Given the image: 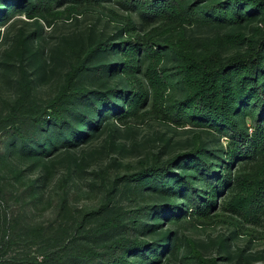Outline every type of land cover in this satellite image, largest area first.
Listing matches in <instances>:
<instances>
[{
    "label": "rangeland",
    "instance_id": "1",
    "mask_svg": "<svg viewBox=\"0 0 264 264\" xmlns=\"http://www.w3.org/2000/svg\"><path fill=\"white\" fill-rule=\"evenodd\" d=\"M186 2L180 4L184 9ZM0 3L6 18L0 24V118L11 112L39 116L72 66L84 58L89 69L76 84L92 97L113 95L111 91L117 88L112 99L121 104L117 92L136 85V80L145 94L144 104L133 115L122 120L112 113L100 116L96 128H85L88 135L76 138L75 146L66 149L58 146L42 152L39 142L43 141L34 137V125L22 127L25 145L16 132L0 130V264H84L74 258L82 250L103 252L102 258L109 260L122 254L124 243L134 240L162 244L164 251L156 264H205L214 258L217 264H264V198L260 196L247 214L237 203L228 204L229 189L238 178L237 196L249 185L239 183L254 172L253 164L237 158L224 167L230 149L226 135L165 117L174 101L185 94L178 82L175 56L165 51L161 67L174 84L159 96L142 74L146 64H140V74L128 78L104 68L122 61L121 52L112 48L85 52L89 45L102 43L101 49L108 47L103 44L138 36L161 44L177 40L198 54L216 50L227 58L244 52L247 37L255 36L258 27L264 29L259 15L227 24L205 20L188 9L179 12L174 3L177 15L146 21L123 4L127 0H61L50 4L45 17L31 19L22 9L30 10L34 0L21 1L20 8L11 4L15 0ZM131 26L134 29L128 34L124 28ZM236 34L245 35V40L232 42ZM63 121L68 130L71 121ZM244 124L250 134L249 118ZM51 131L56 133L55 126ZM37 139L35 148H30ZM9 148L14 150L9 153ZM197 148L204 149L213 159L209 162L229 181L205 215L191 211L193 204L181 197L174 199L179 209L175 217L161 213L170 200L151 184L136 188V181L129 180L149 168L154 159L161 164ZM176 167L175 174L182 176L184 169ZM203 184L197 180L194 185L201 189ZM32 189L38 191V198L30 195ZM140 205L148 208L136 225L131 216ZM107 221L114 224L106 227ZM7 235L13 238L2 247ZM137 253H128V261L140 263Z\"/></svg>",
    "mask_w": 264,
    "mask_h": 264
},
{
    "label": "trees",
    "instance_id": "2",
    "mask_svg": "<svg viewBox=\"0 0 264 264\" xmlns=\"http://www.w3.org/2000/svg\"><path fill=\"white\" fill-rule=\"evenodd\" d=\"M15 1L16 3L11 4L19 5L25 0ZM34 1L35 4L30 7V10L22 9L31 19L45 17L44 13L49 11L50 4L61 0ZM67 1L75 3L79 0ZM127 1H129L128 4H123L135 10L138 16L146 21L172 18L177 15L173 6L176 3L179 12L188 9L192 14L199 13L205 20L210 19L213 22L240 24L259 15V21L264 24V0H189L191 2L188 3L187 0ZM183 2L187 3L185 9L180 5ZM4 16L0 3V24L6 22ZM132 29L134 26L124 28L128 34ZM255 32V36L247 37V49L244 52L235 53L227 58H223L216 50H205L198 54L177 40L161 44L159 41L150 42L138 36L103 44L108 47L101 49L102 43H97L94 47L89 45L88 50L85 51L87 55L96 49L112 48L121 52L124 58L122 61L109 64L111 66L104 65V68L110 67L117 74L126 75L128 78L140 74L142 72L140 64H146L142 74L153 92L159 96L174 84L172 76L161 67L166 56L165 51L169 50L175 56L178 60L176 73L178 82L185 90V94L174 101L170 107L171 112L165 113V117L175 123L183 122L196 127H206L226 135L229 138L230 149L225 157L228 161H224V167H229L237 158L246 159L244 162L253 164L254 172L244 176L239 183H249L247 187L242 188L244 192L238 196L234 194L239 178L237 183L229 189L231 198L228 204L232 206L237 203L240 211L246 214L252 212L254 204L258 205L260 196L264 198V29L261 30L258 27ZM244 40L245 35L242 34L232 37V42ZM85 60L86 58L79 59L72 66L64 83L47 102L45 108L39 112V116L27 112L8 113L0 118V130H5L4 134L17 133L20 143L25 145L26 139L22 127L26 124L34 125L36 127L33 132L34 137L42 138L43 142H39L41 143L39 146L45 153L49 148L59 146L66 149L75 146L76 138L80 139L88 135L85 128L89 131L96 128L100 116L104 114L112 113L122 120L133 115L138 107L144 104L145 94L141 88L142 83L140 84L138 80L136 85L131 83L129 89L121 88V91L117 92L118 95L115 97L121 100V104L112 99L117 88L111 91L113 95L97 94L92 97L85 87L77 86V79L89 69ZM20 100L19 98L18 102ZM100 101L108 102L100 107L98 106ZM84 108L87 112L83 111ZM45 116H48L53 123L50 124V120H47ZM65 118L71 121L68 130L64 127ZM246 118H249L251 122L250 134L244 124ZM53 126L56 128L55 134L51 131ZM38 139L29 145L30 148H35ZM7 150L10 153L14 149ZM22 150L23 148L20 149L21 152ZM212 160L204 154V149L197 148L189 153L175 155L161 164L154 159L149 168L137 172L129 180L136 181V188L151 184L160 196L170 200V204H167L165 211L161 213H169L170 216L175 217L179 209L175 206L174 199L181 197L193 204L191 211L198 215H205L213 204V200L229 183L226 178L228 176L220 174L215 169L216 165L210 163ZM177 165H181L185 171L182 176L176 175L173 170L177 168ZM193 178H196V181L192 180ZM197 180L204 183L203 188L196 189L194 184ZM38 194L37 190H31L32 197L38 198ZM146 208H148L146 205H140L132 209L134 214L131 217L136 225L140 224V218L144 216ZM103 224L110 227L114 222L107 221ZM7 238L8 241L1 243L2 247L11 241L13 235H7ZM123 245L122 254L109 260L102 258L103 252L94 250L79 251L74 258L84 264H134L128 261L127 254L136 251L141 255L138 264H156L164 251L162 244L147 245L144 241L134 240ZM147 249L149 250L146 251ZM205 264L217 263L214 258L206 260Z\"/></svg>",
    "mask_w": 264,
    "mask_h": 264
}]
</instances>
